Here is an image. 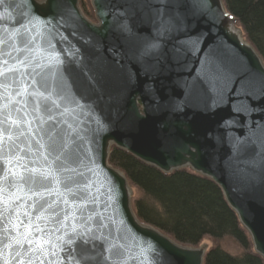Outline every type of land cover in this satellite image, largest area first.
<instances>
[{"label":"water","instance_id":"water-1","mask_svg":"<svg viewBox=\"0 0 264 264\" xmlns=\"http://www.w3.org/2000/svg\"><path fill=\"white\" fill-rule=\"evenodd\" d=\"M91 6L93 21L81 0L0 4V136L13 138L0 152V264L42 237L59 246L44 264H205L208 243L139 219L113 148L215 182L264 259V59L238 19L224 0ZM73 228L95 238L83 256L65 242Z\"/></svg>","mask_w":264,"mask_h":264},{"label":"trees","instance_id":"trees-1","mask_svg":"<svg viewBox=\"0 0 264 264\" xmlns=\"http://www.w3.org/2000/svg\"><path fill=\"white\" fill-rule=\"evenodd\" d=\"M224 3L264 59V0ZM110 164L123 170L139 191L141 197L134 201V208L144 223L185 245L197 246L206 238L231 237L244 249L243 255L234 257L219 247L211 248L205 264H264V259L254 252L238 215L212 180L190 169L164 174L116 148L111 152Z\"/></svg>","mask_w":264,"mask_h":264},{"label":"snow or ice","instance_id":"snow-or-ice-1","mask_svg":"<svg viewBox=\"0 0 264 264\" xmlns=\"http://www.w3.org/2000/svg\"><path fill=\"white\" fill-rule=\"evenodd\" d=\"M4 0H0V4H3ZM25 94H29L32 96H41L43 99L47 100L49 99V97H43L42 93L39 92H33V93H27V89H24V91L18 93V95H25ZM12 100V103H18V101H16L14 98H9ZM39 103V102H37ZM53 103H55V101H53ZM5 108H7V105H5ZM7 122V117L5 118V121ZM27 123V122H26ZM12 125H17V120L13 119L11 121ZM23 134V133H21ZM13 138L12 136H7V137H2L0 136V152L3 151V143L8 140L11 141ZM59 158V157H58ZM10 171H12L13 175H17V173H15L13 170L10 169ZM33 172H35L36 170L33 169ZM40 175L44 178L47 179L50 175L51 172L50 171H45V172H41ZM5 179H7V177H5ZM21 179H23V177L21 176ZM30 183H37V181L35 180H30ZM53 194H56V190L53 191ZM41 196H43L42 193L38 194ZM67 202V201H65ZM48 207H53L52 204H49ZM38 231H43V229H37ZM91 231V229H89L87 232H77V230L75 228H73L72 230V234H71V238L67 241H65L68 244H73V243H77V249L80 253L81 256L84 255V253L87 251V246L89 244L90 240H94V237H90L89 236V232ZM65 235H68V233H66ZM58 240H63L64 237H57ZM24 240L27 241L29 244H32L33 241L29 240L28 236L26 235L24 237ZM16 244H21V241L19 239H17L15 241ZM35 247L32 249L31 254L27 253V252H22V249L19 251L15 252V255L13 256V259H16L17 257H19V260L17 261V264H25V262H27V264H36L37 261H40V264H44V259H47V257L49 255L56 257L58 255V253L54 250L57 247H59L58 245H55L52 243L51 239H47L45 240L43 237L39 240H36L35 242ZM45 245H51V248L53 250L49 251L48 249L45 248ZM49 264H54L53 261L49 260Z\"/></svg>","mask_w":264,"mask_h":264},{"label":"rangeland","instance_id":"rangeland-1","mask_svg":"<svg viewBox=\"0 0 264 264\" xmlns=\"http://www.w3.org/2000/svg\"><path fill=\"white\" fill-rule=\"evenodd\" d=\"M81 8L85 12V14L89 17V19L93 21L94 11L92 10L91 0H81ZM139 197H141V195L137 190V188H135L134 201ZM203 242L208 243L210 249L214 247H219L234 257L241 256L244 254V249L238 244L237 241H235L231 237H224V239L206 238Z\"/></svg>","mask_w":264,"mask_h":264},{"label":"bare ground","instance_id":"bare-ground-1","mask_svg":"<svg viewBox=\"0 0 264 264\" xmlns=\"http://www.w3.org/2000/svg\"><path fill=\"white\" fill-rule=\"evenodd\" d=\"M94 20V19H93Z\"/></svg>","mask_w":264,"mask_h":264}]
</instances>
